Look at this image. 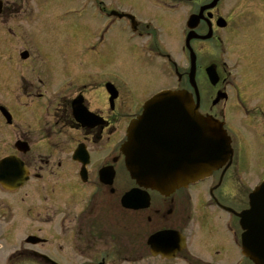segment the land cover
<instances>
[{"label":"flooded vegetation","instance_id":"flooded-vegetation-1","mask_svg":"<svg viewBox=\"0 0 264 264\" xmlns=\"http://www.w3.org/2000/svg\"><path fill=\"white\" fill-rule=\"evenodd\" d=\"M89 1L94 28L88 24L86 33L97 35V62L99 47L106 45L112 62L121 61L129 76L127 62L114 50L121 43L130 62L149 58L175 64L172 60L177 59V53L168 29L132 10L112 7L106 0ZM180 1L184 8L194 6L190 13L186 11V18L199 14L200 8L213 0L149 3L168 19L181 14ZM237 1L247 6L246 0ZM56 4L53 0H0V106L12 114L8 124L0 112V121L10 129L9 136L0 135V160L16 155L28 175L23 187L10 190L0 183V264H21L19 260L23 264H252L245 262L242 250L238 214L248 207L244 201L250 190L241 196L235 184L239 175L237 152L226 169L203 183L169 194L148 190V205H122L123 195L134 185L121 152L129 121L141 113L146 99L172 87L157 89L159 86L153 85L151 94L139 105L136 87L129 81L124 84L125 75L120 80L109 76L73 78L77 73L46 71L43 34L48 27H55L53 19L60 17L53 8ZM225 5L226 0H220L213 8H205L192 26L184 23L181 51L188 54L189 65L182 72L175 67L171 74L163 68V76L174 77L172 89L189 88L195 97V90L186 82L193 70L200 111L217 119H221L224 102L242 105V84L236 73L233 82L234 72L228 70L230 58H225L227 31L233 28L234 15L238 22L239 16L250 13L264 19V8L224 11ZM86 22L90 23L88 18ZM187 32L188 49L184 46ZM230 60L236 70L244 65L239 58ZM210 67L218 74L216 84L207 71ZM101 80H105L103 84ZM107 82L113 85V94L106 89ZM218 95L219 100H215ZM262 107L264 102L257 100L256 108L261 111ZM18 141L29 150L21 151ZM78 146L83 149L80 154H76ZM221 189L228 194L221 196ZM56 222L62 242L58 233L47 232L46 225ZM17 227L20 232L15 240L9 235ZM160 232L167 236L151 241Z\"/></svg>","mask_w":264,"mask_h":264},{"label":"rangeland","instance_id":"rangeland-1","mask_svg":"<svg viewBox=\"0 0 264 264\" xmlns=\"http://www.w3.org/2000/svg\"><path fill=\"white\" fill-rule=\"evenodd\" d=\"M54 1H57V4L54 5L53 8L57 11L59 16L62 17L57 20L53 19V22L56 24L55 27L50 26L44 34L40 33L43 34L45 40L44 47L48 48L46 51V54L48 53V58L46 60L45 70L54 72L57 75L63 74V71H67V73L71 72V74H73L72 76L77 73L73 78H76L77 76L88 77L91 75L93 79H97L99 70L96 69L93 64V61H96V54L94 57L91 52H87L88 43L84 42L81 45L77 40L83 36V40L90 42L89 45H94L97 42L96 34L94 37L90 32L85 33V27L88 24H90V26H88L89 28H94V26L91 25L93 22L91 21L93 18L92 14L89 13V10L92 8L87 6L83 0H63V4L61 3V0ZM106 1L111 3L112 7L125 10V12L132 10L141 15V17L143 16L147 19L151 18L165 27V29H168L170 31L169 40L172 45L175 46L174 50L177 53V59L172 60L175 64L171 62L167 64L159 60H157L158 62H155L149 58L133 63V61L130 62L128 60L129 57H127L125 53L126 48L124 45L118 43L114 47L115 54L127 62L128 72L131 70V72L128 73L129 76H126L127 69L124 68L121 61L118 60V62H112V59L107 54L108 46L106 45L99 48V52L101 54H106V58L102 63H98L97 67H99L101 71H105L103 74L115 71L121 72L117 73L118 75H115L118 78H123L125 75L127 79H124V84L125 82L127 84L129 81L133 87H136L135 100L136 104L139 105L151 94L152 88L155 87L153 85L159 86L157 89L166 85L174 88V77L168 75L163 76V74H165L163 68L168 69V74H171L175 67L182 72L184 68L189 65V62L186 60L188 54L181 52L183 37L181 29L184 27V23L186 24L188 18V15L185 18L186 11L187 13L193 11L194 6L183 8L180 15L173 14L167 19L161 16L157 11L153 10L155 8L149 3L150 0ZM89 2L91 3V1ZM246 2L250 3V5H247L250 6V8H264V0H261V4H255V6L254 3H256L257 0H246ZM182 4L180 1L179 8L182 7ZM84 7L88 10L82 12V15H80L82 19H76V16L74 15L68 18L63 17V12L65 13L75 9H82ZM224 8H226L224 11H230L232 9L241 10L242 8L247 7L237 0H226ZM236 17L237 16L234 15L233 28L227 31L226 39L228 53L225 58H239L244 62L243 67L235 70L232 77L233 82L236 83L235 77L237 74L238 83H240V85L242 84L240 91L242 105L238 106L229 103L226 109L227 127L230 134L234 137L233 139L235 140V149L237 150L238 157L236 158V169L239 170V175L237 176L238 179L235 184L239 185L240 194L241 196H244L246 191L253 190L259 185V183H264V121H262L264 120V107H262L261 111L256 108L257 100L264 102V19H260L253 15V13L239 16V22L236 21ZM84 18L86 19L84 20ZM87 18L90 23L86 22ZM77 26L82 27V34L76 31ZM55 28H57V30ZM99 28L100 26L97 27V31ZM121 31L122 36L125 37L126 32L122 29ZM58 36L60 37V41H58ZM93 39L95 40L94 43ZM214 50L218 52L219 48L216 47ZM41 52L44 54L42 47ZM230 59L227 62L233 64ZM81 64L85 67L88 66V68L85 69ZM153 69L157 71H153ZM82 71L83 73H81ZM151 71H153V73ZM104 81L105 80H101V83L103 84ZM187 81L188 77H186V82ZM182 84L183 83H180V85ZM183 86L187 85L183 84ZM0 135H10V129H6L4 122L1 121ZM220 192L221 196H226V191L221 189ZM61 206V204H55V207L57 208H60ZM244 206H247L246 198ZM46 226L47 232L58 233V239H60L61 242L63 241L60 238L61 234H59V230L57 229V222ZM49 227H51V230H49ZM19 230L18 227L15 228V230H11L9 237L18 240ZM202 254L207 258L211 257L208 252H203ZM19 261V263L23 264L22 260Z\"/></svg>","mask_w":264,"mask_h":264},{"label":"water","instance_id":"water-1","mask_svg":"<svg viewBox=\"0 0 264 264\" xmlns=\"http://www.w3.org/2000/svg\"><path fill=\"white\" fill-rule=\"evenodd\" d=\"M153 130L157 136H153ZM230 145L222 124L199 114L190 95L170 91L146 102L143 114L130 124L122 150L128 170L139 185L166 193L221 168L233 154ZM164 149L169 153L162 154ZM8 163L13 161L1 164L0 171L5 173ZM257 195H264V186L251 195V208L240 216L245 229L244 252L250 260L264 264L263 250L257 251L255 239L264 224V197Z\"/></svg>","mask_w":264,"mask_h":264}]
</instances>
